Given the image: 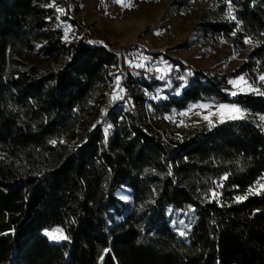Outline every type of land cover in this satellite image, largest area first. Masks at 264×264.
Masks as SVG:
<instances>
[{"label": "trees", "instance_id": "trees-1", "mask_svg": "<svg viewBox=\"0 0 264 264\" xmlns=\"http://www.w3.org/2000/svg\"><path fill=\"white\" fill-rule=\"evenodd\" d=\"M50 1L0 0V264H264V192L247 195L264 174V95L233 96L229 83L243 75L264 92V0H231L235 20L196 28L200 39L254 42L235 71L169 59L167 81L139 73L164 95L151 101L160 114L210 102L247 115L167 140L143 126L126 94L110 96L88 128L116 58L82 38L67 42ZM216 2L221 16L228 4ZM63 52V69L30 62ZM188 210L195 221L182 239L169 212ZM55 229L68 239L50 241Z\"/></svg>", "mask_w": 264, "mask_h": 264}, {"label": "rangeland", "instance_id": "rangeland-1", "mask_svg": "<svg viewBox=\"0 0 264 264\" xmlns=\"http://www.w3.org/2000/svg\"><path fill=\"white\" fill-rule=\"evenodd\" d=\"M50 4L61 17L60 25L64 35L66 28L71 29L68 32L67 42L82 38L89 43L95 42L105 47L108 39H111L126 47V57L121 61L116 60L114 66L106 69L108 84L113 88L110 96L112 97L114 91H119L116 88L117 77L120 83L122 78L125 80L126 77H131L133 82L128 84L127 89L120 84V88L124 90L121 95L124 97L126 94L125 102L134 106L143 126L151 134L158 135L164 140L171 136L189 134L192 129L209 127V121L204 117L209 116L210 113H217L222 104L196 103L182 111L160 114L154 110L151 101H156L164 95L159 91L152 94L146 90L138 80L139 73L144 71L147 75L151 74L158 79L163 76L161 80L167 81V75L170 74L172 67V64L168 62L169 59L209 73L233 72L246 60L248 52L254 45L252 41L238 48L233 42L234 36L200 39L196 35L195 31L200 23L232 21L228 18V8L223 15H218L216 0H158L156 2L131 0L130 8L123 7L115 0H51ZM58 8L63 9V13L57 11ZM157 33L160 34L157 35ZM33 45L35 51H38L40 44ZM144 57L147 59H143ZM69 60V53L63 52L54 58L40 54L30 62L53 70L63 69ZM136 64L144 66L136 67ZM239 77L241 76L233 80H238ZM243 77L248 84L257 88L254 83ZM232 86V92L237 94L250 92V90L239 91L240 87L246 88L244 84ZM200 105L209 107L201 108ZM104 107L105 104H101L97 114L87 118L89 129L99 122ZM181 113H187V115H181ZM224 115L227 116L229 113L225 112ZM260 117L258 122L264 129V120ZM210 119L211 126L221 123L219 113L210 116ZM227 120L230 119L224 121ZM261 185H264V174L251 188L253 194L264 192V187ZM124 194L121 195L124 196ZM169 214L172 218L173 230L180 238L185 239L195 221L193 212L170 211ZM181 232L185 235L181 236Z\"/></svg>", "mask_w": 264, "mask_h": 264}, {"label": "snow or ice", "instance_id": "snow-or-ice-1", "mask_svg": "<svg viewBox=\"0 0 264 264\" xmlns=\"http://www.w3.org/2000/svg\"><path fill=\"white\" fill-rule=\"evenodd\" d=\"M115 2L118 3V4H121L123 7H126V8L132 7L131 0H127V2H125V0H115ZM226 3L228 4V18H230L232 20H235L236 17L233 15V8L231 6V0H226ZM51 6L52 5H49V7H51ZM57 11L63 13V9H59L58 8ZM237 30H239V29H237ZM69 31H71L70 27L65 29L64 39L66 41L69 39V36H68V32ZM159 34L160 33H157V35H159ZM233 35H235V32L233 33ZM244 42L245 43H252L250 38L245 39ZM143 59H147V57H144ZM135 66L136 67H143L144 65L143 64H136ZM149 70H151V69H149ZM163 71H167V69H163ZM163 78H164L163 76L159 77V79H163ZM259 79L261 81H264V75H261ZM229 83L234 85V86H238L240 84L246 85V88L245 87H240L239 88V91H241V92H243L245 90H250L252 92H256L259 95H264V92L260 91L258 88H254V87H252V85L248 84L243 76L239 77L238 80H230ZM116 88L119 89V91L118 92L117 91L113 92L112 101H116L118 99H123V96L121 95V93L124 90L122 88H120L119 77L116 78ZM231 94L233 96H235L237 94V92H232ZM199 107L208 108L209 106L208 105H200ZM225 112L229 113V115L225 116L224 115ZM217 113H219V122H221V123H223L225 119L238 120V119H245L246 118L245 112L242 109H240L238 106H236V105H223L222 104V105L219 106V108L217 110ZM217 113H210L209 116H205L204 117L205 120L209 121V125L210 126L212 125V121L210 119V116L217 115ZM181 115H187V113H181ZM260 119L264 120V116H261ZM110 127H111V125L108 126V128H110ZM108 128L104 129L106 135H107V132H108ZM52 143H55V141H52ZM223 179H227V176L223 177ZM220 186H222V185H220ZM261 187H264V185H261ZM252 194H253V190L249 189V192H248L247 195H252ZM255 194H259V193L257 192ZM247 195L236 197V201L240 202V201L246 199ZM212 196H213V198H216L218 196V193L213 192ZM45 234L48 236V238L50 240H53V241L67 240L68 239V237L66 235H64L62 229H55L53 231H47ZM180 235L184 236L185 233L181 232ZM107 251H108V249H105V252H107Z\"/></svg>", "mask_w": 264, "mask_h": 264}, {"label": "built area", "instance_id": "built-area-1", "mask_svg": "<svg viewBox=\"0 0 264 264\" xmlns=\"http://www.w3.org/2000/svg\"><path fill=\"white\" fill-rule=\"evenodd\" d=\"M91 42V41H90ZM91 44L93 45H100L98 43H95V42H91ZM105 48L107 49V51H109L115 58L116 60L118 61H121L122 59H124L126 57V54H127V49L126 47L121 44V43H118V42H115L111 39H108L106 45H105ZM123 64H125V62L123 61ZM104 95H105V101L103 104H107L109 99H110V93L113 91V88L112 86H110L109 84H107L106 88L104 89ZM48 237V236H47ZM50 240V239H49ZM54 243H59L61 242L62 240H58V241H53V240H50Z\"/></svg>", "mask_w": 264, "mask_h": 264}]
</instances>
